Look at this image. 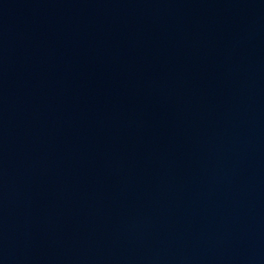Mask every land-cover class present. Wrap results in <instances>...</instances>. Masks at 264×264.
Wrapping results in <instances>:
<instances>
[{"label": "water", "instance_id": "water-1", "mask_svg": "<svg viewBox=\"0 0 264 264\" xmlns=\"http://www.w3.org/2000/svg\"><path fill=\"white\" fill-rule=\"evenodd\" d=\"M0 264H264V0H0Z\"/></svg>", "mask_w": 264, "mask_h": 264}]
</instances>
